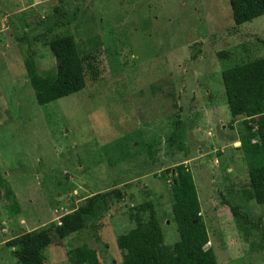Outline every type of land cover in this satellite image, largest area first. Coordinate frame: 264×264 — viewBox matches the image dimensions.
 Returning a JSON list of instances; mask_svg holds the SVG:
<instances>
[{
    "label": "rangeland",
    "instance_id": "obj_1",
    "mask_svg": "<svg viewBox=\"0 0 264 264\" xmlns=\"http://www.w3.org/2000/svg\"><path fill=\"white\" fill-rule=\"evenodd\" d=\"M62 33L90 65L85 86L39 105L24 58L54 76L46 42ZM262 56L264 14L235 26L229 0H0V264L14 262L6 241L46 227L45 264H78L80 245L100 264H123L116 237L136 225L130 215L153 213L173 245L164 170L180 163L215 264H264V203L251 197L242 117L232 119L221 80L224 68ZM114 188L124 197L99 201L81 232L53 234L61 215Z\"/></svg>",
    "mask_w": 264,
    "mask_h": 264
},
{
    "label": "trees",
    "instance_id": "obj_2",
    "mask_svg": "<svg viewBox=\"0 0 264 264\" xmlns=\"http://www.w3.org/2000/svg\"><path fill=\"white\" fill-rule=\"evenodd\" d=\"M229 3L235 26L264 14V0H229ZM46 44L55 58L54 76L39 74L33 57L27 55L24 58L26 73L39 105L81 90L90 67L86 56L79 54L73 35H55ZM224 54V51L219 52V56ZM221 80L232 119L242 117L238 129L239 148L247 166L251 197L257 203H264V56L224 68ZM164 172L170 174L171 208L179 240L173 245L163 243V232L153 213L145 222L130 215L136 225L116 237L122 263L215 264L213 253L205 247L209 237L201 219L191 171L180 163ZM9 194L10 190L5 188L3 196ZM1 195L0 188V198ZM123 197L122 188L90 195L85 204L60 216L59 222L52 225L53 234L62 239L81 232L85 228L84 217L93 212L99 201L109 203ZM144 206L141 205V209H145ZM229 207L233 215L239 214L236 206ZM50 231L48 227L26 231L6 241V245L13 248V264H45L44 252L53 239ZM73 252L71 260L74 263L100 264L92 247L80 245Z\"/></svg>",
    "mask_w": 264,
    "mask_h": 264
},
{
    "label": "crops",
    "instance_id": "obj_3",
    "mask_svg": "<svg viewBox=\"0 0 264 264\" xmlns=\"http://www.w3.org/2000/svg\"><path fill=\"white\" fill-rule=\"evenodd\" d=\"M45 260V259H44Z\"/></svg>",
    "mask_w": 264,
    "mask_h": 264
}]
</instances>
